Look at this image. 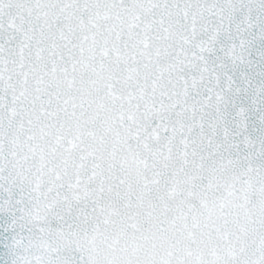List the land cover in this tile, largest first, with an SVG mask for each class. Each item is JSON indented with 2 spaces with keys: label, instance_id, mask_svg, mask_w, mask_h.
<instances>
[{
  "label": "snow or ice",
  "instance_id": "6c2138e0",
  "mask_svg": "<svg viewBox=\"0 0 264 264\" xmlns=\"http://www.w3.org/2000/svg\"><path fill=\"white\" fill-rule=\"evenodd\" d=\"M0 264H264V0H0Z\"/></svg>",
  "mask_w": 264,
  "mask_h": 264
}]
</instances>
